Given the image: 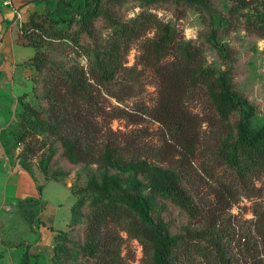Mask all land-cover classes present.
<instances>
[{"label": "rangeland", "instance_id": "rangeland-1", "mask_svg": "<svg viewBox=\"0 0 264 264\" xmlns=\"http://www.w3.org/2000/svg\"><path fill=\"white\" fill-rule=\"evenodd\" d=\"M44 1L55 18L72 14L78 18L87 2L95 4L94 0ZM141 12L168 23L177 40L190 42L201 50L196 71L204 75L184 96V104L197 123L195 150L182 158L181 146L144 111L155 105L159 87L154 61L143 54L145 42L154 36L153 28L123 45L117 81L114 78L94 92L95 120L102 129L97 147L102 152L108 140L122 151L145 156L178 173L192 209L188 212L160 198L163 207L159 211L170 236L178 238L171 254L172 264H215L216 248L230 264H247L252 255H264V172L240 177L228 162L226 154L231 149L238 158L246 155L247 147L238 141L237 131L246 107L240 105L224 119L218 113L213 94L214 80L223 76L234 94L250 105V128L264 126L262 6L243 5L237 0H209L206 8L178 0H98V12L90 30H81L79 22L69 28L67 38L63 39L69 48L60 61L67 67L79 64L86 71L91 65H101L106 61L109 41L118 36L116 32L123 24ZM50 48L46 44L44 49ZM21 102L9 124L0 126V142L8 164L32 173L29 175L37 186L36 193L39 194L38 186L43 185V189L40 201L25 200L32 197V192L25 188L22 199L10 197L0 208V264H88L80 248L85 240L89 200L76 207L74 215L69 209L85 195L80 192L89 181L101 185L106 178L115 177L116 172L102 161L82 163L66 158L61 142L44 132L20 138L17 126ZM23 102L31 103L36 110L45 107L44 101L40 103L35 98L33 88L30 98ZM6 176L5 162L0 160V206L5 201ZM116 178L127 192H131L132 180L140 183L142 194L148 191L143 175L133 178L117 174ZM43 199L59 207L61 221L66 219L56 229L39 220ZM120 235L123 264H157L150 243L131 238L124 231ZM39 240L45 251L33 250Z\"/></svg>", "mask_w": 264, "mask_h": 264}, {"label": "trees", "instance_id": "trees-1", "mask_svg": "<svg viewBox=\"0 0 264 264\" xmlns=\"http://www.w3.org/2000/svg\"><path fill=\"white\" fill-rule=\"evenodd\" d=\"M120 1V0H110ZM154 2L157 0H145ZM189 5L209 7V0H178ZM243 5L260 3L264 14V0H237ZM90 2L78 18H55L51 11L44 15L33 16L16 34V42L33 46L36 49L28 61L36 69L33 80V94L45 107L34 109L31 103L22 101L18 114L19 136L35 137L37 132L56 137L64 146V156L82 163L102 161L115 170L116 174L106 178L99 185L94 180L88 182L76 204L70 209L74 215L76 207L89 200V217L85 226L84 245L80 248L88 264H123L120 253L124 231L131 238L150 243L157 264H172L171 254L178 238L170 236L166 221L159 214L160 198L190 212L192 204L183 188L180 177L174 169L148 160L145 156L122 151L112 146L108 140L102 152L97 142L102 129L95 120L94 92L105 87L120 73V53L129 39L137 38L149 28L154 36L144 44V55L154 61L158 76V96L155 105L147 111L148 115L159 122L177 146H181L182 158L194 153L198 136L197 123L184 104V96L195 87L204 74L196 71L201 57L199 47L177 40L168 23L159 20L151 13L141 12L129 23L123 24L109 41L106 61L101 65H91L86 71L83 66H65L60 61L69 48L63 39L67 38L69 28L79 22L81 30H90L93 16L98 12V0ZM74 39L73 36L71 38ZM46 44L50 49H44ZM67 57V55L65 54ZM170 59V60H169ZM41 75V76H40ZM216 93L213 94L218 113L224 119L240 105L246 107L238 123V141L246 147V155L238 158L234 149L227 152V160L240 177L254 172H264V126L252 130L249 126L251 108L248 102L237 97L229 81L223 76L214 80ZM41 94V95H39ZM28 129V130H27ZM110 134V133H109ZM21 167L29 172L27 166ZM32 175V173L29 172ZM143 175L147 179L148 191L142 194L140 183L132 180L131 192H127L116 175ZM53 179L55 178H49ZM41 190V186H38ZM29 202L39 198H25ZM43 204V202H42ZM158 207V208H156ZM264 254V253H263ZM215 264H230V260L216 248ZM247 264H264V255H252Z\"/></svg>", "mask_w": 264, "mask_h": 264}, {"label": "crops", "instance_id": "crops-1", "mask_svg": "<svg viewBox=\"0 0 264 264\" xmlns=\"http://www.w3.org/2000/svg\"><path fill=\"white\" fill-rule=\"evenodd\" d=\"M13 2L21 9L25 20L28 21L33 16L44 15L47 12L44 0H13ZM16 34L17 26L13 20V12L10 7L0 2V126L9 124L14 113L19 109L20 100L30 98L33 80L36 75V69L28 62L35 54L36 49L33 46L18 44L16 42ZM0 160L5 162L7 173L3 183L4 190L6 191L5 201L0 208L3 207L6 200L10 197L22 199L25 188L29 192H32L31 196L33 198L40 199L43 185H40L41 190H39V194L34 191V188L37 186H35V182L29 173L18 168V166L13 167L8 164L1 142ZM56 183L61 184L60 182ZM67 191L71 195L68 189ZM42 202L43 206L39 211V220L45 226H50L54 229L64 224L66 219L63 218V221H61L58 216L59 207L45 199ZM65 217L68 220L70 219L67 215ZM41 228H43V225H41ZM39 241V243L33 245V250L45 251L46 249L41 246V240Z\"/></svg>", "mask_w": 264, "mask_h": 264}, {"label": "built area", "instance_id": "built-area-1", "mask_svg": "<svg viewBox=\"0 0 264 264\" xmlns=\"http://www.w3.org/2000/svg\"><path fill=\"white\" fill-rule=\"evenodd\" d=\"M0 2L11 8L12 12H13V20L16 23L17 26V33H22V28L23 25L28 21L25 20L24 18V14L21 11V9L19 7H17L13 0H0Z\"/></svg>", "mask_w": 264, "mask_h": 264}]
</instances>
